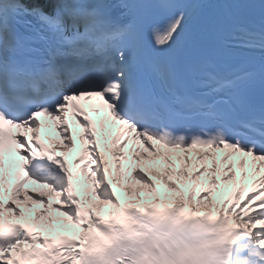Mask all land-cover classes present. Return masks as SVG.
Listing matches in <instances>:
<instances>
[{"label": "snow or ice", "instance_id": "obj_1", "mask_svg": "<svg viewBox=\"0 0 264 264\" xmlns=\"http://www.w3.org/2000/svg\"><path fill=\"white\" fill-rule=\"evenodd\" d=\"M0 264H264V0H0Z\"/></svg>", "mask_w": 264, "mask_h": 264}, {"label": "bare ground", "instance_id": "obj_2", "mask_svg": "<svg viewBox=\"0 0 264 264\" xmlns=\"http://www.w3.org/2000/svg\"><path fill=\"white\" fill-rule=\"evenodd\" d=\"M154 179H155V177H153ZM158 179V178H157ZM158 182H161V181H159L158 180ZM134 184H136V183H138V181H134L133 182ZM160 183H158V185H159ZM38 191H43V190H38ZM57 198L55 197V196H53V200H56ZM57 215H59V214H57Z\"/></svg>", "mask_w": 264, "mask_h": 264}]
</instances>
